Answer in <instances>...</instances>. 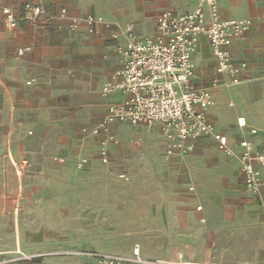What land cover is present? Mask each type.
<instances>
[{
    "label": "rangeland",
    "instance_id": "1",
    "mask_svg": "<svg viewBox=\"0 0 264 264\" xmlns=\"http://www.w3.org/2000/svg\"><path fill=\"white\" fill-rule=\"evenodd\" d=\"M144 1L145 8L137 10L135 0H124L129 8L124 15L141 33L154 34L161 11L190 10L199 0ZM18 45L0 16V250L20 246L28 252L78 248L127 253L140 244L151 254H168L184 245L200 254L214 243V252L223 258L236 250L259 251L237 242L226 229L217 236L207 234L189 213L200 212L196 205L217 195L248 197L238 190V159L221 153L211 137L194 142L186 159L167 158L158 125H114L119 144L109 162L101 160L99 136L83 129L103 115V83L116 65L105 58L113 53L107 40L96 50L85 37L61 42L49 36L37 41L35 53L22 57ZM226 82L211 78L215 88L226 90L223 103L233 108L228 103L237 94ZM223 123L227 129L228 121ZM79 154L89 159L82 168L75 164ZM220 204L234 205L224 199ZM62 261L95 264L75 256L44 260Z\"/></svg>",
    "mask_w": 264,
    "mask_h": 264
},
{
    "label": "built area",
    "instance_id": "2",
    "mask_svg": "<svg viewBox=\"0 0 264 264\" xmlns=\"http://www.w3.org/2000/svg\"><path fill=\"white\" fill-rule=\"evenodd\" d=\"M2 13L6 25L11 29L17 28L23 21L53 25L71 32L79 31L83 25L87 26L89 33L95 32L97 24L106 28L113 26L102 15H73L65 6L55 10L48 4V0H25L20 9L6 5ZM260 19L264 24V13ZM253 25L254 19L251 17L222 18L219 0H199L193 10L185 13L171 10L161 12L157 17V33L154 36H139L133 23L117 25L111 32V38L116 41L115 48L121 66L104 83L102 94L107 97L120 92L122 97L108 104L107 112L99 122L83 129L88 134L101 136V160L109 162L111 145L120 141L112 132L114 125L130 124L151 128L159 124L167 157L184 154L193 148L198 139L209 136L215 140L220 152L238 159L247 192L261 197L264 191V152L255 141L258 130L250 128L247 135L238 142L240 150L236 151L228 136L209 119L208 110L215 104L212 90L197 87L193 81L196 67L194 55L201 37H205L215 58L217 74L227 78L228 86L240 84L247 63L234 62L231 46L250 31ZM31 49L30 46L19 47L17 53L23 56ZM237 123L242 129L247 127L244 116L238 117ZM55 160L62 162L64 158L55 157ZM88 162L86 156H78L75 160L79 168ZM25 164L26 161L20 165L18 174L25 168ZM121 177L128 179L125 174ZM201 208L197 207L198 210ZM61 253H27L17 249L0 259V264L34 261ZM77 253L92 258L95 264H213L182 259L145 258L139 244L134 246L130 255L103 250Z\"/></svg>",
    "mask_w": 264,
    "mask_h": 264
},
{
    "label": "crops",
    "instance_id": "3",
    "mask_svg": "<svg viewBox=\"0 0 264 264\" xmlns=\"http://www.w3.org/2000/svg\"><path fill=\"white\" fill-rule=\"evenodd\" d=\"M135 1L136 2L134 4L137 6V10H143V8H145L144 0H135ZM24 2L25 0H0V16L2 17L5 29L8 33L13 34L16 37L18 43L20 44L17 46L16 50H18L19 47L30 46L32 49L23 56H26L28 54L29 56H31L33 53H35V50L33 52L32 50L33 47H35L37 41H39L40 39L45 41L49 36H52L61 42L73 41L74 39H78L80 36L85 37L90 40V44L92 43L94 44V48L96 50L99 48L101 42L107 40L112 46L113 53L109 55L106 54L105 58L106 60H109L111 62L113 61V63H115L116 65L115 68L112 69L107 74L104 83L110 78L111 74L121 66L120 57L115 48L116 41L112 40L111 38V32L117 28V25L133 23L135 25L136 33L139 36H154L157 33V30L154 34L141 33L138 30L136 23L124 15V11H129L128 7H124V0H48V4L55 10L65 6L68 8L70 14L73 15H84L87 13L98 14V15H102L106 20H109L113 23V26L111 28H106L102 24H97L94 33H89L86 25H83L81 29L77 32H71L67 29L57 28L56 26L53 25H49V26H45L43 24L36 25L24 21L21 22L19 26L15 29L9 28L5 23L4 16L2 13V8L6 5H10L17 9H20ZM196 5L192 9L186 11H178L171 8L164 9L163 11L171 10L177 13H185L193 10L196 7ZM219 10L221 17L225 19L241 18V17H251L254 19V25L252 29L248 31L242 38L235 40L231 46L234 62L247 63V67L243 70L241 74V79H242L241 83L231 86L234 87L233 92L237 94L236 100L230 101L228 103L230 106H233V108H227L226 104L223 103V100L221 99L224 96V92L226 90L222 87L221 88L218 87L219 89L215 88V86L211 84L212 76H219V75L216 72V62L211 51V46L205 37H201L198 49L194 55V61L196 67H195V75L193 81L197 87L209 88L212 90L215 99V104L214 106L210 107L208 110L209 119L216 125L218 130H220L221 132H223L228 136L231 146L234 147L236 151H239L240 147L238 145V142L241 140L243 136L247 135L250 128H256L258 130V133L255 136V141L257 147L264 152V24L263 21L260 19L261 15L264 13V0H245L244 2L243 0H230L228 2H226V0H219ZM220 77L224 80H227L225 76H220ZM121 97L122 95L120 92H116L111 94L110 96L104 97L105 103H104L103 115L99 119H97L96 122L93 124H96L105 116L107 112V106L110 102L117 101L121 99ZM240 116H244L247 120V127L244 129L240 128L237 123V118ZM223 119L228 121L229 126L227 127V129L224 128ZM117 125H124V124H117ZM156 125L160 127L159 124H155L154 126ZM99 138H101V136H99ZM115 145L117 144L111 145L110 153L112 152ZM164 150H165V143H164ZM193 150L194 148L185 152L184 154L177 153L171 157H167V156L166 157L167 158L178 157L181 159H186L193 153ZM98 152H99V142H98ZM165 155H166V151H165ZM78 156H84V155L79 154ZM237 163L240 171L239 162ZM241 178L242 181L238 184V190L243 195L247 194L248 197H244L242 195L239 196L230 195V196L220 197L217 195L216 197H212L210 202L209 200H207L204 202V204L200 203L196 205V210L200 212L189 210V213L194 214L193 217L195 218L196 222H199L201 229L206 230L207 234H210L212 236L213 235L217 236L223 232L222 231L223 229H226V233L228 235L237 236L236 237L237 242L240 241V243L242 242L244 244H248L249 247L252 246L254 249L256 250L258 249L259 251L245 254V253H240L239 251L236 250L235 254L232 255V257L223 258L219 254L214 252V243H213V245L207 247V252L200 254L188 251L185 245L184 248L183 246L177 247L168 254L165 253L151 254L149 252H146L145 250L142 251L141 245L139 244L142 255L145 258H151V259H155V258L172 259V260L182 259L186 261L213 263V264H264V191L261 197L250 195L246 190L242 174H241ZM203 179L204 182L207 183L209 180V175L205 174L203 176ZM205 186H207V184ZM193 188L195 189L194 185ZM223 199L230 203H234V205L230 204L222 207L220 203L222 202ZM213 204H216V208H217L216 213L212 211L214 209ZM198 206H202V208L198 210L197 209ZM259 225L261 227V231L257 230ZM187 229L188 228L186 226L184 228V231H187ZM258 232H262L261 237H258ZM238 236L241 237L238 238ZM211 239L212 238H210V240ZM133 248L131 249L130 252L127 253H121V252H115V253L130 255L133 252ZM17 249H20L24 252H28L22 249L20 246L9 250H0V259L10 255L13 251ZM81 251H87V250L78 249V248H72V249L42 248V249L30 251L28 253L31 252H62V253L57 255L37 258L34 261L20 260L8 264H46L44 260L54 259L59 257L63 258V256H75V257L85 258L95 263V261L92 258L77 253ZM75 263L76 262L68 263L62 261V263L59 264H75ZM77 264H82V263H77Z\"/></svg>",
    "mask_w": 264,
    "mask_h": 264
}]
</instances>
